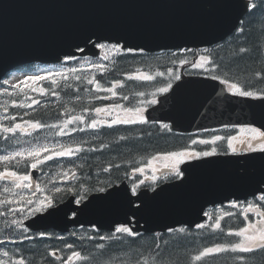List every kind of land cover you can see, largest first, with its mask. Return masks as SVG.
<instances>
[{"label": "water", "instance_id": "1", "mask_svg": "<svg viewBox=\"0 0 264 264\" xmlns=\"http://www.w3.org/2000/svg\"><path fill=\"white\" fill-rule=\"evenodd\" d=\"M249 4V0H0V83L28 64L97 57V44L103 42L147 53L211 47L234 34ZM146 117L150 122H170L181 132L223 124L264 128V98L233 96L218 81L188 76L160 97ZM234 163L228 158L186 163L183 180L153 193L143 190L133 196L124 182L90 196L80 206L72 196L25 225L32 231L61 233L82 226L114 231L118 225L132 226L134 218L136 232L195 227L205 220L209 206L248 199L264 184V169L247 175L226 172ZM39 173L34 170L33 178ZM257 180H261L258 187L253 184Z\"/></svg>", "mask_w": 264, "mask_h": 264}, {"label": "trees", "instance_id": "2", "mask_svg": "<svg viewBox=\"0 0 264 264\" xmlns=\"http://www.w3.org/2000/svg\"><path fill=\"white\" fill-rule=\"evenodd\" d=\"M207 52H209L207 58L210 61L207 62L208 75L219 77L231 84L235 83L241 89L251 91L255 95L264 94V0H252L251 11L246 16L241 29L223 45ZM147 56L150 55L120 51L111 59H105L102 64L95 65L91 69L78 67L83 63L81 59L72 60L68 64L69 68L58 76L61 79L56 83L53 84L51 79L39 82V86L46 90L44 94H41L37 85L31 81L23 87H9L0 93V111L6 116L1 118L0 124L4 128H9L13 124V115L25 116L23 110L27 106L22 107V110L15 103L19 104L22 100L30 99L45 106L40 108V112L27 114L25 122H43L49 115L56 129L70 130L66 123L67 118L84 117L86 113L63 112L64 105H53L49 102L55 98H62L64 102L74 93L83 95V101L73 105L75 108L107 107L110 104L108 97H112L114 106L123 105V108L114 109L119 113L124 112L125 117H123L126 118L129 114L125 109H144L155 99L160 92L159 89L166 86V84L157 86L160 77L156 76L158 75L156 72H166L171 68L178 70L179 63L186 59V57H178L162 67H157L162 63L161 60L147 63ZM28 70L34 71L33 68ZM139 73L153 75L154 81L146 82L136 79ZM89 80L93 82L90 84ZM97 83L102 89L114 86L116 94L109 96V91H99V97L88 96L87 94L97 92L94 88ZM32 88L37 90L32 91ZM125 96L127 99H124ZM87 100L89 102H86ZM8 115L11 117L7 118ZM60 117L66 119L59 121ZM77 124L81 126L83 122H77ZM101 132L104 135L101 134L96 143L85 146L76 145L73 149L79 147L81 151H74L69 158L53 157L49 162L44 159L37 166L42 174L46 175L48 172L50 174L48 179L52 181L50 187L53 190L54 204L61 202L70 194L85 199L92 192L104 190L123 179H128L131 174L139 172V169L148 168L162 150H167L169 146L177 142L163 125L158 124H115L112 129L101 128ZM121 137L124 138L121 139ZM0 138L6 140L11 138V135L3 131ZM24 148L15 147L18 151ZM3 149L12 148L4 145ZM32 162H34L33 158H15V171L21 175L27 174ZM67 172L73 174L74 179H68L65 176ZM45 183L42 182V188L48 189ZM57 187L61 189L60 192L55 191ZM239 217L240 214L232 218L231 224L223 228L221 233L211 228L209 224H205L203 228L190 232L184 237L170 239L166 244L161 242L149 246L136 244L134 241L123 243L114 239L101 240L98 238L101 236L99 232L89 229H84L89 232L85 237H81L82 234H80L72 235L67 239H58L55 234H33L25 231L23 226L16 230L5 227L3 234L10 242L2 245L0 261H4L5 264H15L19 259H23L25 264H59L66 263L73 252H80L79 260L84 259L86 264H155L154 257L161 260L159 264H242L238 253L232 254L230 251L201 261L195 260V256L206 247L235 243L236 239L233 238L236 236H229L228 232L235 233L242 228L237 220ZM16 233L17 236H15ZM95 237L97 239H94ZM69 244L72 245L71 248L68 247ZM142 250L149 251L152 257H139L138 253ZM5 252L8 256L4 255ZM55 252L60 253V259L52 255ZM262 257L264 252L258 254V259H251V261L264 264Z\"/></svg>", "mask_w": 264, "mask_h": 264}, {"label": "snow or ice", "instance_id": "3", "mask_svg": "<svg viewBox=\"0 0 264 264\" xmlns=\"http://www.w3.org/2000/svg\"><path fill=\"white\" fill-rule=\"evenodd\" d=\"M90 39V37H89ZM100 47H104V45H100ZM114 48L116 47L115 45L113 46ZM130 51V50H129ZM200 64H197V67H203V64L205 62H210L208 61V58L205 56H201L200 57ZM102 67V66H100ZM72 71H75V69H72ZM57 75H60V73H57ZM160 75H163V73H160ZM136 79H140V80H152V76L147 75V74H139L135 77ZM215 78V77H214ZM46 79L45 76H29L27 77L24 81H22V83H24L25 85H27L28 81H31L33 84L37 85L38 90L40 91L41 94L45 93V89L42 86H39V82L40 81H44ZM129 79H132V77H129ZM90 84L93 82L92 80L88 81ZM52 83H56L55 80L52 81ZM221 83H225V81H221ZM17 87H19V85H17ZM169 87H171V85H169ZM37 88H32V91H36ZM229 90H233V94L234 95H238L241 97H253L255 94L251 91H246L241 89L240 87L237 86V84L233 83V84H229L228 85ZM96 90L97 91H109L112 92L113 95H115L116 93L113 91V89L108 88V89H102L100 84L97 83L96 84ZM160 92H166L168 91V88H160L159 89ZM140 95H143V93H140ZM106 98V97H105ZM124 99H127V97L125 96ZM157 101L155 99H153L151 101L152 104H155ZM33 103H38V101H33ZM21 107H24L25 105H20ZM114 108H123V105H115ZM126 113L130 114L128 116H126V118L124 119H114L112 121V124H135V123H147V120L144 118L143 116V112L144 109L143 108H127L125 109ZM95 112L97 114L102 113V112H109V109L107 108H100L97 107L95 108ZM14 119V117H13ZM74 121L83 122L82 117L76 116L73 118ZM73 121H67L66 123H72ZM30 123V127L32 129H39L42 127V125L38 122H29ZM101 122L98 120L93 119L91 121L90 127L92 129H96L97 125L100 124ZM109 127H111V124L108 125ZM165 127H168L167 125H165ZM19 129L21 132H24L25 129L24 127L17 123L15 124V126L13 128H4L3 131L4 132H12L15 133L16 130ZM82 130V129H81ZM255 135L252 137V139H261L262 141H264V132H259L256 129H252L251 130ZM65 133L63 131L60 132V135H64ZM124 137H121V139H123ZM222 137L221 136H216L215 139L213 141H211L212 143H215L216 141L221 140ZM237 137L236 136H232L231 139L228 142V147L230 149H232L233 153L236 152V148L233 146L232 141H236ZM200 143L202 144H207L209 143V141L206 140H202L200 141ZM241 143H244V141H241ZM248 148L252 151H261L264 152V142H261L259 144V148L257 149L256 146H254L252 143H248L247 144ZM61 150L60 151H55L54 155L55 157H70L73 155L74 151L75 152H80L81 149L79 147L73 149L72 147H65L63 145L60 146ZM51 151L47 146H43V147H34L31 150H29L27 152V156L30 158H33L34 162H32L30 164L32 169H36L37 166L39 164H41L43 162V160L41 159L42 153L43 152H49ZM216 154V149L213 148L211 150V152L205 151L203 153H192V155L194 156H199V155H203V156H210V155H214ZM23 155V153L17 152L15 153V156H21ZM189 155L186 152H172L169 155L160 157V158H154V159H163L165 161L168 160H175L177 163H179L185 156ZM15 157H9V156H0V160L3 161H8L9 159H14ZM46 159L51 160L53 159L52 155H49L46 157ZM165 167H167V164H165ZM139 171L141 173H143L144 169H139ZM155 171V169H154ZM176 175L180 176L181 173L177 170L176 171ZM65 176H67V173H65ZM11 179V182L14 184V187L16 189H31L32 188V184H31V180L32 177L27 175V174H18L16 171H9V172H0V180H9ZM153 179H155V177L153 176ZM5 192H12L11 188H5L4 189ZM56 192H60L61 189L60 188H56L55 189ZM133 194H135L136 192V188L134 187L132 189ZM259 201L260 202H264V195H261L259 197ZM17 203H25L28 205H32L34 203V201L32 199H26L25 197L21 196L19 201H16ZM77 203H80L81 201H76ZM39 205L38 207H34L32 209V212L35 213H40L43 211H46L47 208L53 207V203H52V198L46 196L43 200L39 201ZM233 207H236V205L234 204ZM261 207H264V203H262ZM255 210L256 214L260 217V220L256 221V222H249L247 224V226L240 228L239 231H236L235 233H232L231 231L228 232L229 236L235 235L237 237H242V241L238 242V243H229V244H217L215 246L212 247H206L204 248L203 251H201L199 253V255L195 256V260L196 261H201L202 257H207L210 254H220V253H227V252H232V253H252L256 250H264V211L261 210V208L256 207L255 205H249L247 209H245V220H248V216H247V212L249 210ZM12 211H17V209H12ZM19 211H23V209H20ZM0 215H3V213H0ZM13 225H16L17 227L19 226V221L17 220H13L11 222ZM259 225V226H257ZM201 228L204 227V225H200ZM215 227L217 229H220L221 225L219 222L216 223ZM25 231H27V229H25ZM116 231L118 233H123L126 234L129 237H134L137 235V233H135L131 228L129 227H119L116 229ZM101 240L105 239V237L101 236L100 237ZM0 243H2V241H0ZM69 248L72 247L71 244L68 245ZM100 247H103V245H100ZM5 256H8V253L5 252L4 253ZM52 255H55V253H52ZM73 258H75L76 260L81 259V253L80 252H73L72 255L70 257H68V261L69 264H71V261L73 260ZM240 259H246V257L241 256ZM0 264H5L4 261H0ZM15 264H25V261L23 259H19L18 261L15 262Z\"/></svg>", "mask_w": 264, "mask_h": 264}, {"label": "rangeland", "instance_id": "4", "mask_svg": "<svg viewBox=\"0 0 264 264\" xmlns=\"http://www.w3.org/2000/svg\"><path fill=\"white\" fill-rule=\"evenodd\" d=\"M109 46H113V45H109ZM109 46L106 47L104 45V47H103L104 48V55L111 57L112 52L114 50H117L120 47L116 46L115 48L114 47L110 48ZM95 64H99V62L97 63L94 60L86 61L84 64H82L81 67L85 68V69H90ZM60 71H62L61 67H57V66L51 67L50 66V67L38 68L37 73H38L39 76L40 75H53V74L58 73ZM27 76H28V74L26 72L16 71L13 74H11L9 77H7V79L5 80V85H9V86L20 85L22 83V81H24L27 78ZM52 146L55 147V146H57V144H54ZM52 146L48 145L47 147L50 150L53 149V151L55 152L56 149H54ZM192 152H193L192 150L187 151L186 153H188L189 155L185 156L179 163L181 164L183 161L188 160V158L192 157ZM26 154H27V152H26ZM49 155H53V153L51 151L43 152L42 156H41V159L44 160ZM179 163H177L175 160H169V161H167L165 163V164H167V167H165V164L164 165H159V166H154L150 170V172L148 174H144L143 175V177L138 181L137 185L138 186H140V185L142 186L145 183H160L161 181L168 180L169 178H171L173 176H176V172L174 173L173 169H175L179 165ZM154 169H155V171H154ZM164 170L166 172H163ZM153 176L155 177V179H153ZM41 179L44 180V182H45L47 177L42 176ZM0 181H2L4 189L5 188H11L12 189V192H5V193H8V194L13 193L14 195L17 194L18 196L21 197V196H24L25 194H28V192H30L32 189L34 190L33 193H31L30 196H29V199H32L34 201V203L32 205H27V206L24 207V209H25L24 213L27 216H30V215L35 213V212H32V209L34 207L40 206L39 205V201L40 200H43L46 196L52 198L50 194H47L46 192H44V189L42 188L41 184H39V185L38 184H32V180H31V184H32V188L31 189H23V188L16 189L14 187V184L11 182V179H9V180H0ZM33 186H35V187L33 188ZM238 207L239 206H236V207H233V205L230 206V208H233V209H236ZM245 207L248 208V206H245ZM228 210L221 209L219 211H213V212L210 213V216L215 217V216H219V214H222L223 217H224L226 214H228L227 213ZM25 218H27V217H24L23 221H25ZM226 223L227 222L225 221V224Z\"/></svg>", "mask_w": 264, "mask_h": 264}, {"label": "flooded vegetation", "instance_id": "5", "mask_svg": "<svg viewBox=\"0 0 264 264\" xmlns=\"http://www.w3.org/2000/svg\"><path fill=\"white\" fill-rule=\"evenodd\" d=\"M243 129H246L245 131ZM256 129L259 132H263L262 130L256 128V127H233V128H223V129H215L208 131L209 136L207 137L206 141H209L208 147L210 150L213 148L216 149V154H233V155H247L251 154L257 151H252L248 148L247 144L252 143L254 146L259 148V144L262 141L261 139H252V137L255 135L251 130ZM216 136H221L222 139L215 142V145H212V142ZM232 136H236L237 140L232 141L233 146L236 148V152L233 153L232 149L228 147V142L231 139ZM93 137V136H91ZM241 141H244V143H241ZM211 152V151H210ZM260 197V196H259ZM259 197L256 198L259 201Z\"/></svg>", "mask_w": 264, "mask_h": 264}]
</instances>
